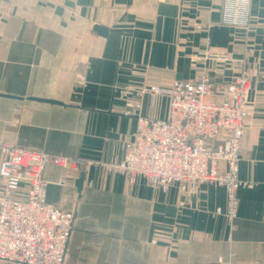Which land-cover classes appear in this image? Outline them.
I'll return each mask as SVG.
<instances>
[{
	"label": "crops",
	"instance_id": "crops-1",
	"mask_svg": "<svg viewBox=\"0 0 264 264\" xmlns=\"http://www.w3.org/2000/svg\"><path fill=\"white\" fill-rule=\"evenodd\" d=\"M242 69L245 186L232 222L223 188L164 192L105 170L136 132L126 103L166 119L168 97L149 86L228 84ZM0 140L86 163L42 172L46 202L74 214L64 264H264V0H0Z\"/></svg>",
	"mask_w": 264,
	"mask_h": 264
},
{
	"label": "built area",
	"instance_id": "built-area-1",
	"mask_svg": "<svg viewBox=\"0 0 264 264\" xmlns=\"http://www.w3.org/2000/svg\"><path fill=\"white\" fill-rule=\"evenodd\" d=\"M250 90L246 69L228 84L215 85L203 75L195 81H177L167 90L149 86L146 91L152 97H168L166 119L141 118L140 104L126 103L124 115L137 119L136 132L125 144L123 160L105 170L122 175L129 185L143 179L164 192L173 186L186 195H195L204 185L223 188L225 216L232 222L237 191L245 186L238 168ZM48 166L82 172L86 163L25 151L0 140V264L65 262L74 214L46 202L42 172ZM23 184L27 197L18 200L13 195Z\"/></svg>",
	"mask_w": 264,
	"mask_h": 264
},
{
	"label": "water",
	"instance_id": "water-1",
	"mask_svg": "<svg viewBox=\"0 0 264 264\" xmlns=\"http://www.w3.org/2000/svg\"><path fill=\"white\" fill-rule=\"evenodd\" d=\"M95 30H96V32H97L99 35H104V34H105V30L102 29V28L97 27V28H95ZM82 180H83V178L81 177V178L76 182V187H77V189H78L79 192H80V190H81Z\"/></svg>",
	"mask_w": 264,
	"mask_h": 264
},
{
	"label": "rangeland",
	"instance_id": "rangeland-1",
	"mask_svg": "<svg viewBox=\"0 0 264 264\" xmlns=\"http://www.w3.org/2000/svg\"><path fill=\"white\" fill-rule=\"evenodd\" d=\"M203 76V75H202ZM233 264V263H232Z\"/></svg>",
	"mask_w": 264,
	"mask_h": 264
}]
</instances>
